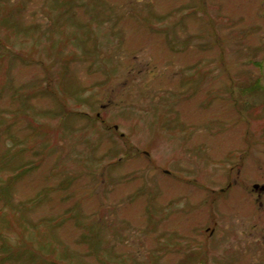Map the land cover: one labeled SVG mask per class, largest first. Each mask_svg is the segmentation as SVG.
I'll use <instances>...</instances> for the list:
<instances>
[{
  "label": "rangeland",
  "instance_id": "rangeland-1",
  "mask_svg": "<svg viewBox=\"0 0 264 264\" xmlns=\"http://www.w3.org/2000/svg\"><path fill=\"white\" fill-rule=\"evenodd\" d=\"M260 85L264 0H0V264H264Z\"/></svg>",
  "mask_w": 264,
  "mask_h": 264
},
{
  "label": "flooded vegetation",
  "instance_id": "flooded-vegetation-1",
  "mask_svg": "<svg viewBox=\"0 0 264 264\" xmlns=\"http://www.w3.org/2000/svg\"><path fill=\"white\" fill-rule=\"evenodd\" d=\"M243 89H245V88H243ZM243 94L245 95L244 96V99L246 100V101H244V99H243V102H246V104H249V103H251V104H253V105H256L257 104V101L258 100H260V99H264V86L263 85H260V86H256L255 88H254V91H252V89H251V87H250V89L248 90V89H246L244 92H243ZM254 94V95H253ZM250 95H253L254 96V99H252V100H250ZM247 96H248V101H247ZM256 99V100H255ZM239 101V100H238ZM251 101V102H250ZM240 102V101H239ZM238 103V102H237ZM263 141V140H262ZM255 142V141H254ZM254 142H252L251 143V145H250V147L253 145V143ZM252 148V147H251ZM251 148H250V150H249V152H247V155H250L251 154ZM253 186H254V191H256V190H258V193H260V195L262 196V195H264V182H261V183H254L253 184ZM257 195H259V194H257Z\"/></svg>",
  "mask_w": 264,
  "mask_h": 264
}]
</instances>
